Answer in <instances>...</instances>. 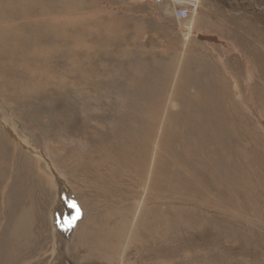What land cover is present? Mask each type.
<instances>
[{"label":"rangeland","instance_id":"1","mask_svg":"<svg viewBox=\"0 0 264 264\" xmlns=\"http://www.w3.org/2000/svg\"><path fill=\"white\" fill-rule=\"evenodd\" d=\"M42 1L59 33L41 36L44 60L0 65V264H264V0H200L184 21L169 4ZM143 156L129 190L93 178ZM115 189L134 192L118 237Z\"/></svg>","mask_w":264,"mask_h":264},{"label":"bare ground","instance_id":"2","mask_svg":"<svg viewBox=\"0 0 264 264\" xmlns=\"http://www.w3.org/2000/svg\"><path fill=\"white\" fill-rule=\"evenodd\" d=\"M46 1H50V0H46ZM42 3H45L42 0H16V1H9V0H0V22L1 21H6L7 23L10 24H6V25H2L0 26V65L4 62L9 63V64H17L18 62H21L22 64L28 65V64H37L38 62L36 61L37 57L40 56L39 58L41 59V62L44 60L45 54H46V50L44 46H40L38 44H40V38L43 35H47L48 37H51V39L58 37L57 35L59 34L57 32V22H56V18L54 17L55 15H53L52 18H50L49 16V11L47 9H44L42 6ZM19 8L20 12L16 13L15 9ZM32 12V17L30 18L29 14ZM8 10H10V12H8ZM56 11V10H55ZM35 14V15H34ZM15 18H19L18 20H16ZM190 26H188V28L186 30H184V34H183V38L186 39L187 36L190 34ZM26 33V34H25ZM80 33V32H79ZM198 37H200L198 35ZM77 39V38H76ZM33 41L34 45L33 46H29L28 43L29 41ZM78 41V40H77ZM28 52H32L30 54L27 53ZM28 54V55H27ZM17 57V58H16ZM72 62V61H71ZM38 68H34L29 70L31 77H34L35 73L37 72ZM2 76L0 75V78ZM49 78V77H48ZM50 79V78H49ZM48 80V79H46ZM28 83V82H26ZM32 85L34 84V86L36 85L37 87H40L39 85L35 84V83H31ZM58 84V83H57ZM30 85L27 86V88H29ZM26 88V89H27ZM31 88V87H30ZM29 88V89H30ZM236 92H238L236 90ZM238 99L240 98L242 101V97L240 95V93L238 92ZM225 100V99H224ZM234 100V99H233ZM145 104V103H144ZM225 112L226 115L228 117H232V120H234V118L236 120H239V125H244V123L247 124V122H245V119L247 120V116L248 113H246L245 110L241 109V106H237L235 105L233 102L228 101V103L225 102ZM118 106V105H117ZM140 106V105H139ZM146 106V105H145ZM244 109H246L249 112V108L246 106L244 107ZM224 110V107L223 109ZM136 111V110H135ZM143 111V110H142ZM148 111V110H147ZM174 112V110H173ZM176 112V111H175ZM137 113V112H136ZM247 114V115H246ZM135 115V114H134ZM209 115V114H208ZM212 115V114H211ZM175 114L171 113L168 116L167 119V125L169 126V128H173L175 126L174 123H176L175 119H174ZM140 117V116H139ZM135 118V117H134ZM138 118V117H137ZM140 119V118H139ZM138 122V121H137ZM135 124V123H134ZM205 124V123H204ZM218 125V124H217ZM136 126V125H135ZM212 126V125H211ZM204 127V125H203ZM227 127V126H226ZM205 128V127H204ZM227 129V128H226ZM231 129V127H230ZM238 129V128H235ZM220 130V129H219ZM241 131V129H238ZM217 131V130H215ZM221 131V130H220ZM231 132V131H230ZM119 134V133H118ZM236 134V133H235ZM136 137V136H135ZM248 138V135L246 136ZM209 138V137H208ZM130 139V138H129ZM194 140V139H193ZM217 141V140H216ZM220 141V140H219ZM222 141V140H221ZM243 143L245 144L247 142L246 138H243ZM131 140L128 142L130 148L132 147L131 145ZM181 142V141H179ZM230 143V142H229ZM207 144V143H206ZM244 144H241V141L239 143L240 147H237V152H238V157L243 161L244 159H246V148L247 147H243ZM138 145V144H137ZM202 145V144H200ZM231 145V144H230ZM172 146V145H171ZM171 146L169 148H171ZM232 147V146H231ZM3 148V147H2ZM4 149V148H3ZM250 149V148H249ZM122 149L120 148V151ZM233 150H235L233 148ZM236 152V151H235ZM80 153H78V156H80ZM115 153V152H114ZM136 153V152H135ZM146 153V151H145ZM144 153V155H145ZM5 154V153H3ZM7 154V153H6ZM119 154V153H118ZM117 154V155H118ZM131 154V153H130ZM236 154V153H235ZM121 155V154H120ZM133 155V154H132ZM232 155V154H231ZM4 157V155H2ZM2 156L0 155V160H2ZM237 157V158H238ZM133 158V157H132ZM131 158V159H132ZM127 160V158H125ZM129 159V161L127 160V162L124 160L121 163L117 162V164H114V162H104L101 161L99 163L96 164V166L93 167V178L97 179L100 178L103 180L105 178H107L108 181H120L123 183L122 185L124 186V188H126L127 190H129V187L126 186L124 183L126 182V180L128 181L129 178H127V176L130 175V173L132 174L133 172H139L141 169V171H143L144 169V165H145V157L143 156L142 161L140 160H136V157H134V159ZM5 160V159H4ZM80 160V159H79ZM67 162V161H66ZM130 162V163H129ZM6 163V162H5ZM227 163V162H226ZM8 164V163H7ZM65 164V162H64ZM63 164V165H64ZM11 165V164H10ZM170 165V164H169ZM174 165V164H173ZM138 166V167H137ZM250 164L248 162H246V164H242V166L238 165L234 171L236 173H241L243 171V174H238L240 177L244 176V173L247 171L248 172L250 170L249 168ZM2 167V165L0 164V168ZM72 170V169H71ZM3 171V170H2ZM5 172V171H4ZM137 174V173H136ZM43 175V174H42ZM237 175V176H238ZM44 177V176H43ZM4 179V178H3ZM2 179V180H3ZM225 179V178H224ZM140 180V179H139ZM240 180V179H239ZM82 181V180H81ZM237 181V179H236ZM235 181V182H236ZM2 182V181H0ZM41 182V181H40ZM88 184L86 183L87 188L90 185V181ZM120 182V183H121ZM8 183V182H7ZM6 183V184H7ZM118 183L114 184V187L118 188ZM94 184V183H93ZM85 185V184H84ZM102 185V183H101ZM227 185V184H226ZM85 187V188H86ZM111 187V186H110ZM69 188V187H68ZM67 188V189H68ZM92 188V192H95L96 189H94L91 185ZM113 188V187H111ZM175 188V187H174ZM179 188V187H178ZM196 188V187H195ZM198 188V187H197ZM231 188L233 189V186H231ZM90 189V188H89ZM104 190V189H103ZM107 190V189H106ZM175 190V189H174ZM31 191V190H30ZM70 191V190H69ZM67 191V193L69 192ZM115 193V197L109 200H104L106 205L104 206V217L107 214V218L106 224H109V226H112L114 229V233L117 237L119 236V234L122 232V229L124 228V225L126 224L127 220H128V213H129V209L127 211V207H130V203L129 206H127L125 209L127 212H119L121 207H125L126 202H124V200L122 199H126V198H131L132 195L134 194L133 191H128L125 192V190L122 191H118V190H113ZM156 190L153 189V187L150 188V191H148L147 196L145 198V203H147V206H156L158 204V202H161L160 195L154 194ZM66 192V191H65ZM72 193V192H71ZM70 193V194H71ZM78 193V192H77ZM101 193V192H100ZM109 193V192H108ZM113 193V194H114ZM132 193V194H131ZM34 194V193H33ZM110 194V193H109ZM108 194V195H109ZM2 195V194H0ZM112 195V194H111ZM228 195V194H227ZM76 196V195H75ZM128 196V197H127ZM171 196V195H169ZM188 196V195H187ZM235 196V195H233ZM2 197V196H1ZM96 197H99L98 195ZM110 197V196H109ZM122 197V199H121ZM164 197L166 198V202L170 201L171 199L167 197V195H164ZM191 197V196H190ZM229 197V195H228ZM86 198V197H85ZM177 198V197H176ZM147 199V200H146ZM206 199V198H205ZM208 199V198H207ZM3 200V198H2ZM172 201V200H171ZM179 201V200H178ZM3 202V201H2ZM177 202V201H176ZM181 202V201H180ZM188 202V201H187ZM100 207H102L103 204V199L99 200ZM173 203V202H172ZM175 203V202H174ZM173 203V204H174ZM5 204V203H4ZM234 204V203H232ZM200 205V204H199ZM5 206V205H4ZM96 206V205H95ZM94 206V207H95ZM214 206V205H213ZM2 207V206H1ZM94 207H88L89 211H93L95 208ZM212 207V206H211ZM5 208V207H4ZM2 209V208H1ZM124 209V208H123ZM5 210V209H4ZM21 211V210H20ZM97 211V210H94ZM93 211V212H94ZM113 214L115 216L112 217H108V214ZM21 215V214H20ZM26 215V214H25ZM19 216V215H18ZM237 217V216H236ZM234 218V217H233ZM232 218V219H233ZM236 219V218H235ZM18 220V219H17ZM28 222V221H27ZM18 223L19 220H18ZM12 226V225H11ZM16 227V226H15ZM167 227V226H166ZM19 229V228H18ZM22 230V228H21ZM124 230V229H123ZM166 231V230H165ZM113 233V234H114ZM23 237V236H22ZM19 239V238H18ZM17 241V240H16ZM14 242V241H13ZM16 244V243H15ZM24 244V243H23ZM14 245V243H13ZM12 246V245H11ZM21 247V245L19 246ZM15 247H13L14 249ZM12 250V249H11ZM14 251V250H13ZM17 251V250H16ZM15 255V254H14ZM14 257V256H13ZM16 257V256H15ZM10 259V258H9ZM17 261V260H16ZM11 264V263H10Z\"/></svg>","mask_w":264,"mask_h":264},{"label":"built area","instance_id":"3","mask_svg":"<svg viewBox=\"0 0 264 264\" xmlns=\"http://www.w3.org/2000/svg\"><path fill=\"white\" fill-rule=\"evenodd\" d=\"M136 3H152L154 5L169 4L177 20H187L198 13L200 0H131Z\"/></svg>","mask_w":264,"mask_h":264}]
</instances>
